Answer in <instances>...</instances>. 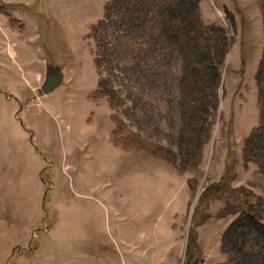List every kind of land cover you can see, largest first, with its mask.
<instances>
[{"label":"rangeland","instance_id":"rangeland-1","mask_svg":"<svg viewBox=\"0 0 264 264\" xmlns=\"http://www.w3.org/2000/svg\"><path fill=\"white\" fill-rule=\"evenodd\" d=\"M106 1L0 0V215L9 224L0 231L18 233L4 264H109L123 237L137 242L143 264L157 241L160 264L224 263L220 236L228 224L249 204L264 224V127L243 157L259 121L261 0L199 1L203 23L222 27L228 40L208 126L180 87L190 75L177 41L133 53L110 47L103 61L111 66L96 69L97 44L119 26H106L102 39L90 35ZM79 4L89 12H78ZM13 14H21L23 29ZM208 36L195 59L212 56L207 43L220 47L218 30ZM49 65L63 78L44 94ZM99 78L115 98L97 92ZM114 120L165 159L135 141L112 143ZM81 193L93 200L90 207L70 203ZM5 196L12 214L1 211ZM49 229L62 238L46 239L54 237ZM256 229H245V237H262Z\"/></svg>","mask_w":264,"mask_h":264},{"label":"trees","instance_id":"trees-1","mask_svg":"<svg viewBox=\"0 0 264 264\" xmlns=\"http://www.w3.org/2000/svg\"><path fill=\"white\" fill-rule=\"evenodd\" d=\"M200 0H107L104 4V13L93 24L90 29V35H98L102 39L100 32L107 27H115L119 24L113 34L107 35V39L97 44L101 48V54L96 55L94 63L96 69L103 67L107 58L103 61L106 50L112 47L117 53H133L134 49L143 52L142 49H149L154 46L155 41L168 40L180 45L183 50V64H186L190 77L180 83V87L185 94L193 95L189 103L195 110H201L204 116V124L208 126L216 115V105L218 103L217 86L220 82V66L223 63L228 49V40L222 27L206 25L201 20ZM260 10L264 22V0L260 2ZM19 27L23 24L18 22ZM218 30L221 33L222 41L220 47H214L207 43L206 50L211 52L210 58H200L197 56L202 50L196 49L198 42H209L208 34ZM202 36L204 38H202ZM133 45L128 48L130 44ZM195 50L193 55V51ZM108 51V50H107ZM115 53V52H114ZM146 53V52H145ZM112 54V53H111ZM136 56L138 52L136 51ZM109 60V59H108ZM110 63V62H109ZM106 66H111L106 64ZM264 47L262 57L255 73L257 84L256 103L259 111L258 124L252 128L249 135L243 143V157L249 154L250 143L256 137L259 130L264 127ZM205 74V75H201ZM202 79L206 82L203 83ZM206 85V87L204 86ZM97 92H102L106 96L114 97V88L104 87L102 79L97 80ZM100 90V91H98ZM203 94L206 97H203ZM114 108V107H113ZM113 116V114H112ZM208 119H205V117ZM113 118V117H112ZM115 126L111 131L112 143H124L122 147L129 145L130 141L141 143V147L152 155L165 159V155L159 153L160 149L149 142L144 141L140 136L133 135L128 125L122 124V121H115ZM123 127V128H121ZM139 145V144H138ZM248 152V153H247ZM252 204L246 207V210L238 215L233 222L223 231L220 236L221 250L226 254L227 260L218 264H264V245L261 249H253L255 242L260 240L264 244V224H260V216L252 212ZM256 226L262 237H245L248 233L245 229ZM253 230V229H252ZM232 231H234L233 234ZM255 232V231H254ZM255 234V233H253ZM232 236V237H229ZM252 244V246H250Z\"/></svg>","mask_w":264,"mask_h":264},{"label":"crops","instance_id":"crops-1","mask_svg":"<svg viewBox=\"0 0 264 264\" xmlns=\"http://www.w3.org/2000/svg\"><path fill=\"white\" fill-rule=\"evenodd\" d=\"M50 5H51V3H50ZM79 6H82V7L78 8V12H85V14H87L89 12L88 8H84V4H79ZM87 6H89V5H87ZM201 10H202V16H203L204 15L203 9L201 8ZM53 12H54V14H57V11L53 10L52 13ZM21 13L23 14V12H21ZM13 15H18L17 18L22 20L21 22L23 24V27L21 29H23L25 25H24L21 14H13ZM38 15H41V13H38ZM38 18H39V20H37V21L41 22V18L40 17H38ZM86 195L87 194L81 193L79 200L73 198V200H71L70 203L75 204L77 206H81L83 203V205L86 208L90 207V204L93 202V200L91 198H87ZM82 196H85V198ZM2 199L4 200L3 201L4 205L1 209V211L6 209V212H8L10 209V212H8L7 214H12L13 213V207L8 203V197L5 196V198H2ZM0 221H2V222H0V228L1 227L9 228L8 222H4L2 220L1 215H0ZM161 227H163V225H161ZM52 231H53L52 229H49L47 232L52 233ZM54 231H55V229H54ZM17 234L13 233V234H9V235H11V236H9L8 233H3L0 231V264H4L3 259H5V257L7 256V252L9 251L10 247L12 245H14L15 240H16L15 235H17ZM156 237H157V229H156ZM45 238L48 240L57 241V240L61 239L62 237H58L57 229H56V231L54 233V237H45ZM123 240L125 241L124 243L122 242L121 239L117 238L116 242L119 245V253L115 252L114 255H108L107 260H108L109 264H143L142 263V251L141 250L137 251V247H136L137 242L133 241V243L128 245V241H127L126 237H123ZM21 251H22V249H21ZM21 254L22 253H20V255ZM20 255H19V257H21ZM146 261L148 262V257H146ZM19 264H21V263H19ZM39 264H41V263H39ZM44 264H52V263L46 262ZM148 264H160L158 241L154 245V255H152L151 261Z\"/></svg>","mask_w":264,"mask_h":264},{"label":"water","instance_id":"water-1","mask_svg":"<svg viewBox=\"0 0 264 264\" xmlns=\"http://www.w3.org/2000/svg\"><path fill=\"white\" fill-rule=\"evenodd\" d=\"M62 80V70L59 66H47L43 80L40 84V89L43 93H48L54 90Z\"/></svg>","mask_w":264,"mask_h":264}]
</instances>
